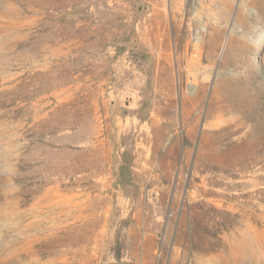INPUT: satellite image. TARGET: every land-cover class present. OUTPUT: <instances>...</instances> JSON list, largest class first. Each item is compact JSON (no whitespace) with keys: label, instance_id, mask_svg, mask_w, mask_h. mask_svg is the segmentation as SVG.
I'll return each mask as SVG.
<instances>
[{"label":"rangeland","instance_id":"obj_1","mask_svg":"<svg viewBox=\"0 0 264 264\" xmlns=\"http://www.w3.org/2000/svg\"><path fill=\"white\" fill-rule=\"evenodd\" d=\"M0 264H264V0H0Z\"/></svg>","mask_w":264,"mask_h":264},{"label":"bare ground","instance_id":"obj_2","mask_svg":"<svg viewBox=\"0 0 264 264\" xmlns=\"http://www.w3.org/2000/svg\"><path fill=\"white\" fill-rule=\"evenodd\" d=\"M16 241V240H15ZM28 244V243H27Z\"/></svg>","mask_w":264,"mask_h":264}]
</instances>
